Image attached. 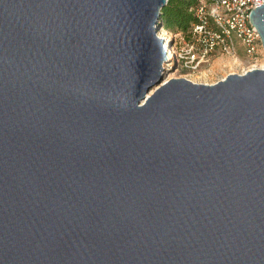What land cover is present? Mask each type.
<instances>
[{"label": "water", "instance_id": "obj_1", "mask_svg": "<svg viewBox=\"0 0 264 264\" xmlns=\"http://www.w3.org/2000/svg\"><path fill=\"white\" fill-rule=\"evenodd\" d=\"M167 3L0 0V264H264V68L165 80Z\"/></svg>", "mask_w": 264, "mask_h": 264}, {"label": "built area", "instance_id": "obj_2", "mask_svg": "<svg viewBox=\"0 0 264 264\" xmlns=\"http://www.w3.org/2000/svg\"><path fill=\"white\" fill-rule=\"evenodd\" d=\"M263 1L197 0L189 10L192 22L185 32L178 34H186V38L177 51L174 50L179 68L187 71L183 78L198 73L219 55L238 59L241 54L246 67L240 75L263 69V46L250 22L251 11L260 7Z\"/></svg>", "mask_w": 264, "mask_h": 264}, {"label": "rangeland", "instance_id": "obj_3", "mask_svg": "<svg viewBox=\"0 0 264 264\" xmlns=\"http://www.w3.org/2000/svg\"><path fill=\"white\" fill-rule=\"evenodd\" d=\"M165 33L167 35H164ZM178 34L179 31L177 30L167 31L162 27L158 31V36H165L166 38L164 39V47L166 48L167 46L170 50L175 51H177L178 47L183 43V38H186V34L182 33L181 36H178ZM164 67L167 69L165 80L183 78L184 75H187V71L179 68L175 58L166 63ZM245 67L246 61L241 54L238 56V59L219 55L214 57L210 63L203 67L198 73L188 76V79L194 83L214 84L230 74L242 73Z\"/></svg>", "mask_w": 264, "mask_h": 264}, {"label": "trees", "instance_id": "obj_4", "mask_svg": "<svg viewBox=\"0 0 264 264\" xmlns=\"http://www.w3.org/2000/svg\"><path fill=\"white\" fill-rule=\"evenodd\" d=\"M197 0H168L162 9L161 27L167 31L185 32L193 17L189 12Z\"/></svg>", "mask_w": 264, "mask_h": 264}, {"label": "bare ground", "instance_id": "obj_5", "mask_svg": "<svg viewBox=\"0 0 264 264\" xmlns=\"http://www.w3.org/2000/svg\"><path fill=\"white\" fill-rule=\"evenodd\" d=\"M164 35H167V34L165 33ZM159 37H160L161 39H166L165 36H163V37H164V38H163L162 36L159 35ZM166 48H167V50H168L167 58L169 59V61H171V60L174 58V50H170V48L167 47V46H166ZM262 66L264 67V64H263Z\"/></svg>", "mask_w": 264, "mask_h": 264}]
</instances>
